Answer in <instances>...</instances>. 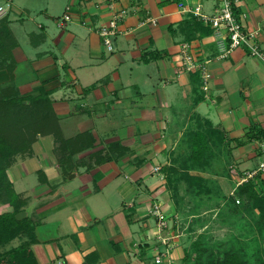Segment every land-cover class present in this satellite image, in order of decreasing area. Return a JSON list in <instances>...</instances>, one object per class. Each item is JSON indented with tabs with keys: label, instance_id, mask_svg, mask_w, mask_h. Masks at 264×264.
Listing matches in <instances>:
<instances>
[{
	"label": "crops",
	"instance_id": "1",
	"mask_svg": "<svg viewBox=\"0 0 264 264\" xmlns=\"http://www.w3.org/2000/svg\"><path fill=\"white\" fill-rule=\"evenodd\" d=\"M180 1L210 13L219 0H11L15 63L11 74L0 70V87L48 91L62 137L71 139L60 152L53 136H40L6 171L26 200L36 264H155L157 253L160 264H183L194 237L174 228L161 168L195 115L222 132L230 169L250 171L264 159V62L244 47L216 58L211 35L199 36ZM115 10L126 14L108 51L97 30ZM239 10L264 51V0H244ZM184 42L208 61L207 92L199 72L174 59ZM205 177L226 197L235 188L231 173ZM154 201L170 216L168 254L146 211ZM9 210L0 203V213ZM29 240L0 244V253Z\"/></svg>",
	"mask_w": 264,
	"mask_h": 264
},
{
	"label": "trees",
	"instance_id": "2",
	"mask_svg": "<svg viewBox=\"0 0 264 264\" xmlns=\"http://www.w3.org/2000/svg\"><path fill=\"white\" fill-rule=\"evenodd\" d=\"M190 18L199 36L210 34L211 29L208 26L203 25L191 14ZM15 46L16 41L9 28L8 20L0 19V70L7 69L10 74L15 63L12 55ZM194 118L201 122L205 129L201 126L190 130L189 133L185 132L184 137L187 138L189 151L187 159L191 167L203 168L206 158L211 154L209 136L213 135L215 143L218 142L219 145H222L224 137L222 132L213 128L209 121L201 119L198 115ZM255 134L258 136L261 132L258 131ZM45 135L53 136L60 152L63 147L71 143V139L62 137L48 91L41 90L37 95L23 96L10 85L0 87V203L10 208L9 211L0 213V244L10 242L21 235H27L30 238L28 242L0 253V264H36V259L30 249V243L35 240L31 220L28 217L16 218V214L22 212L26 200L15 192L6 171L15 162L17 156L30 154L33 143L38 137ZM253 135L254 133H250L248 137L251 138ZM224 150L227 158L229 150ZM173 157L176 155H172ZM173 165H175L174 160L171 165L161 168L167 190H169L171 181L170 175L177 172L172 167ZM220 192L221 197L228 203L229 213L231 212L232 215L240 213V207H235L237 206L236 198L246 211L256 210L258 212L255 222L259 235L263 237L264 177L258 175L238 185L232 196L226 197L222 191ZM207 251L200 239H195L189 249L184 251L183 264H190L193 254H195L194 264H248V254L243 243L231 244L218 256H208ZM259 264H264V262Z\"/></svg>",
	"mask_w": 264,
	"mask_h": 264
},
{
	"label": "rangeland",
	"instance_id": "3",
	"mask_svg": "<svg viewBox=\"0 0 264 264\" xmlns=\"http://www.w3.org/2000/svg\"><path fill=\"white\" fill-rule=\"evenodd\" d=\"M4 1L0 0V4ZM10 14L11 17L14 16L13 11ZM8 15L9 13L0 19L8 20ZM198 127L205 129L201 122L193 118L186 133ZM209 140L211 154L206 158L203 168L191 167L187 159L189 151L186 137L183 138L176 157L172 158L175 164L172 167L177 172L170 175L168 192L174 206V213L171 215L174 228L179 232H192L194 240L200 239L208 250V256L221 255L231 244L238 242L244 244L248 264L264 262V236L259 235L255 222L258 212L246 211L236 202V198L235 207H240V213L232 215L229 213L228 203L221 197L217 181L205 177V174L230 173V167L226 164V148L215 143L213 135L209 136ZM257 190L260 191V188L257 187ZM194 257L195 254L192 255L190 264H194Z\"/></svg>",
	"mask_w": 264,
	"mask_h": 264
},
{
	"label": "built area",
	"instance_id": "4",
	"mask_svg": "<svg viewBox=\"0 0 264 264\" xmlns=\"http://www.w3.org/2000/svg\"><path fill=\"white\" fill-rule=\"evenodd\" d=\"M111 2L114 0H104ZM244 0H219L217 6L212 12L207 13L203 10L201 3H193L187 6L183 1L178 3L180 11L193 15L211 29L210 35L215 43L217 54L216 58L222 59L230 55L236 48H246L250 56L260 58L264 62V51L259 43V29H246L243 24V18L246 16L239 9ZM12 9L11 0H5L0 4V17L6 15ZM124 10L113 11L112 17L102 24L97 32L102 39L103 45L108 51L113 50V39L121 33L119 24L125 16ZM70 19L69 15H64V20ZM174 59L182 65L186 72L198 71L200 75L201 88L204 92L208 91V82L211 74L208 70V61L198 60L192 51V46L189 42H184L180 45L179 51ZM154 172H160V167L156 165ZM232 176L236 177L235 187L247 182L250 179L256 178L258 175H264V159L258 166L250 171L240 173L235 168L230 169ZM235 189V188H234ZM234 190L230 194L233 195ZM238 203L239 200L236 199ZM147 214L155 219L156 233L154 239L162 245L166 246L165 254L173 247L171 243L172 236L168 232V221L170 216L162 208L159 201H154L146 209ZM161 254L157 253L154 256V263H161Z\"/></svg>",
	"mask_w": 264,
	"mask_h": 264
},
{
	"label": "water",
	"instance_id": "5",
	"mask_svg": "<svg viewBox=\"0 0 264 264\" xmlns=\"http://www.w3.org/2000/svg\"><path fill=\"white\" fill-rule=\"evenodd\" d=\"M25 215H26V213L24 211H22V212H19V213L16 214V218L17 219H22L23 217H25Z\"/></svg>",
	"mask_w": 264,
	"mask_h": 264
}]
</instances>
